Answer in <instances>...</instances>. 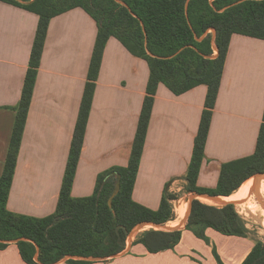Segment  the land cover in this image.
Here are the masks:
<instances>
[{
    "label": "crops",
    "instance_id": "crops-1",
    "mask_svg": "<svg viewBox=\"0 0 264 264\" xmlns=\"http://www.w3.org/2000/svg\"><path fill=\"white\" fill-rule=\"evenodd\" d=\"M39 18L0 0V176ZM98 29L95 19L78 6L48 20L6 201L10 212L44 218L57 210L79 109L90 82L92 98L69 197L91 196L99 173L129 164L148 97L150 69L145 59L109 35L96 77L90 81ZM213 39L214 34L212 43ZM207 90L208 84L201 83L174 94L164 83H157L131 191L135 203L155 211L164 191L176 196L184 191ZM210 112L194 178L195 187L207 190L217 187L224 163L255 153L264 123V39L231 34ZM184 226L171 248L149 252L133 239L117 256L89 264H217L213 246L224 264H240L261 239L250 233L225 235L207 227V243ZM7 243L0 249V264H27L16 243ZM54 264H65L64 258Z\"/></svg>",
    "mask_w": 264,
    "mask_h": 264
},
{
    "label": "trees",
    "instance_id": "trees-1",
    "mask_svg": "<svg viewBox=\"0 0 264 264\" xmlns=\"http://www.w3.org/2000/svg\"><path fill=\"white\" fill-rule=\"evenodd\" d=\"M5 1L35 12L40 18L30 56V69L24 80L4 171L0 176V249L6 247L8 241H14L27 264H54L68 255L91 256L100 261L124 250L128 233L138 223L163 224L173 219L171 200L175 196L171 193L164 191L155 211L131 199L152 104L151 95L159 81L174 94L201 83L208 84L206 109L202 113L186 175L187 192L229 195L252 174L264 171L263 123L253 155L224 163L215 189H199L194 185L209 126L210 108L215 100L230 36L240 33L264 39V0H213L212 3L209 0ZM77 6L89 13L99 27L88 72L89 80L96 77L104 43L109 35H113L129 51L147 61L150 69L148 97L141 109L128 166L112 167L99 173L91 196L71 199L69 190L93 91V84H86L57 210L44 218L19 215L7 210L6 201L47 23L51 17ZM209 28H213L214 33L208 31ZM252 183L247 187L246 198L255 208L258 201L255 194L250 193ZM260 185L261 181L258 195ZM228 200L232 199L224 201ZM234 200L240 199L236 197ZM182 206L176 207L179 216ZM186 211L185 206L183 217ZM184 227L207 243L209 241L204 234L207 227L225 235L246 236L249 233L234 204L217 206L197 199L190 203ZM180 234L179 228H149L132 243H142L149 252H157L177 244ZM212 253L217 264H224L215 246ZM91 262L73 258L64 260L65 264ZM240 264H264V239L255 241Z\"/></svg>",
    "mask_w": 264,
    "mask_h": 264
},
{
    "label": "rangeland",
    "instance_id": "rangeland-1",
    "mask_svg": "<svg viewBox=\"0 0 264 264\" xmlns=\"http://www.w3.org/2000/svg\"><path fill=\"white\" fill-rule=\"evenodd\" d=\"M212 1L213 0H209V2H211V3H212ZM208 31L214 33V29L213 28H209ZM203 35H204V33L201 36H198L197 39H200ZM250 177L253 178V174ZM186 184H187V182H186ZM186 184L184 186V191L180 190V191L176 192L175 194H177V196L174 195L175 198L173 200H171V208H172V213H173V219L161 224L162 228H160V227L158 228V227H155V226L151 225L150 223H147L143 227H141L138 231H134L133 232V230L136 227V225H135L130 230V232L128 233V236H127V239H126L127 240L126 247L128 246V244L133 239H136L138 237V235L141 234V232H143L146 229H149V228L164 229L163 227H165V228H179L182 225H185L186 224V220H187V211H188L189 205H190V203H191V201L193 199H197V200H199V201H201L203 203L210 204V205H217V206L223 205L220 202L222 200L215 201V200H213L211 198H208L206 196H202V197H205V200H204V199L200 198L201 195H199V194H201V193H198V192H187L185 190L186 189ZM260 188L263 190V193H264V181H261ZM235 191H233L231 194H233ZM204 194H207V193H204ZM231 194H229V195H231ZM229 195H217V196H229ZM261 197L264 199V194ZM233 201H234V205H235V210L237 211V213L240 215V217L244 221L246 227L249 230V233L252 234L256 239L258 237L261 238V239H264V226L262 224V218H261L260 213L257 212L259 209H256V208L253 207V210H251L248 207H246L244 205H241V203L244 202V199L238 200V201L233 200ZM184 203H186L187 211H186V214L184 215V217H180L177 214V212H176V207L178 205L184 204ZM180 215H182V213ZM126 247L124 249H126ZM123 251L124 250H122L121 252H123ZM121 252H119V253H121Z\"/></svg>",
    "mask_w": 264,
    "mask_h": 264
},
{
    "label": "water",
    "instance_id": "water-1",
    "mask_svg": "<svg viewBox=\"0 0 264 264\" xmlns=\"http://www.w3.org/2000/svg\"><path fill=\"white\" fill-rule=\"evenodd\" d=\"M261 179H264V171H258L255 174H253V183L251 185L250 193L253 192L255 194L256 200L261 205V207L264 209V199L262 197H259L258 194H257L258 184H259V181ZM117 190H118V184L116 185L115 192H117ZM199 195L206 196V197L211 198V199H213L215 201H219V197H220V196H217V195H210V194H204V193H201ZM220 202L222 204H229V203L234 204L233 200H228V201L222 200ZM189 211H190V205H189V208H188V211H187V215H188ZM145 224H147V222L138 223L136 225L135 229L133 230V232L134 231H138ZM150 224L155 226V227L162 228L161 224H155V223H150ZM163 228L166 229V230L171 229V228H165V227H163ZM117 255L118 254H114V255H111V257L117 256ZM67 258L84 259V260H90V261L97 260L96 258L91 257V256H81V255H68V256L64 257V260L67 259ZM35 259H37V256H35Z\"/></svg>",
    "mask_w": 264,
    "mask_h": 264
},
{
    "label": "bare ground",
    "instance_id": "bare-ground-1",
    "mask_svg": "<svg viewBox=\"0 0 264 264\" xmlns=\"http://www.w3.org/2000/svg\"><path fill=\"white\" fill-rule=\"evenodd\" d=\"M253 181V178L250 177L248 179H246L245 181H243L239 187L237 188V190L229 195V196H220L219 200H225V199H232L234 200L236 197H238L240 200L244 199V205L246 207H248L249 209L253 210V206L248 202L246 195H247V187L249 185L250 182ZM260 181H264V179H261ZM263 190L260 188L259 190V197H261L263 195ZM256 209H259L257 212L260 213L261 218H262V224L264 226V209L261 207V205L259 203L256 204ZM260 231V230H259Z\"/></svg>",
    "mask_w": 264,
    "mask_h": 264
}]
</instances>
